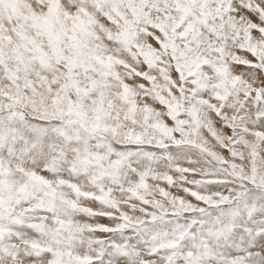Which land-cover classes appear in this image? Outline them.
I'll list each match as a JSON object with an SVG mask.
<instances>
[{
    "label": "snow or ice",
    "instance_id": "6c2138e0",
    "mask_svg": "<svg viewBox=\"0 0 264 264\" xmlns=\"http://www.w3.org/2000/svg\"><path fill=\"white\" fill-rule=\"evenodd\" d=\"M0 264H264V0H0Z\"/></svg>",
    "mask_w": 264,
    "mask_h": 264
}]
</instances>
